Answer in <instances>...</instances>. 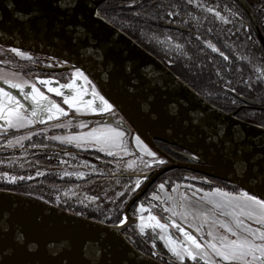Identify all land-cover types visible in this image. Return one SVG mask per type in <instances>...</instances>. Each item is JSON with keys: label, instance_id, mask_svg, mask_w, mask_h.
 <instances>
[{"label": "water", "instance_id": "obj_1", "mask_svg": "<svg viewBox=\"0 0 264 264\" xmlns=\"http://www.w3.org/2000/svg\"><path fill=\"white\" fill-rule=\"evenodd\" d=\"M104 1L94 0L98 5V12ZM31 5L32 0H0V18L5 21L0 24V45L66 61L70 68L87 69L86 74L98 89H102V94L109 93L118 101L117 111L127 123L124 120L119 121V124L118 120L115 123L121 127L130 125L150 148L169 162L156 171L144 189L130 200L125 209L127 224L131 222L129 210L132 204L159 175L174 168L224 180L245 191L250 190V194L264 197V185L257 179L247 178L246 168L239 162H233V157L224 154L217 143L220 137L227 134V137L243 145L240 152L245 158L252 154L254 148L256 159H259L260 150L264 147L263 126L239 119L234 114L223 112L210 104L100 12L99 20L93 16L77 23V17L70 18L79 33L77 39L84 41L83 45L70 47L64 35L53 28L46 31L28 30L25 25L13 22V6L17 11L26 14ZM84 24L93 30L96 39L92 38L91 32H87ZM257 32L264 45V37L258 28ZM114 58H118V64L114 65ZM114 68L120 73L140 77L151 85L156 95L148 103H154L155 111H149L143 94L137 99L127 95L123 80L117 88L115 78L110 75ZM131 91L133 90L129 88V92ZM10 92L21 103L26 100L16 89H10ZM242 100L251 105L257 104L246 98ZM168 101H172V104L167 105L171 118L161 119L158 113L164 111ZM28 103L30 104V100ZM177 113L180 114L179 117ZM188 117L194 118L195 124L204 129V132L198 134L194 128H190ZM106 121H112L111 117L108 116ZM156 140L184 149L189 153L191 162H179L171 158L156 145ZM0 216L11 218L28 233L29 240L38 241L39 247L47 246L52 251L74 247L81 252L85 264H106L112 258V244L117 242L114 239L117 232L119 256L124 259L125 264H164L138 250L129 237L123 234L125 226L114 229L113 225L73 214L43 200L0 190ZM93 251L96 255L90 261Z\"/></svg>", "mask_w": 264, "mask_h": 264}, {"label": "snow or ice", "instance_id": "obj_2", "mask_svg": "<svg viewBox=\"0 0 264 264\" xmlns=\"http://www.w3.org/2000/svg\"><path fill=\"white\" fill-rule=\"evenodd\" d=\"M188 2L191 3L192 0H188ZM97 7L98 5L94 3V0H32V5L26 14L17 11L13 6L15 17L13 22L25 25L28 30L46 31L53 28L64 35L70 47L78 44L83 45L84 41L77 39L79 33L76 24L70 18L77 17V23L93 16L99 20L100 13L96 10ZM208 11L211 12L212 9H208ZM168 15L172 16L173 13L169 12ZM215 15L228 23L220 12H215ZM4 22L3 18H0V24ZM83 27L87 32L92 33L93 39H96L95 33L87 24H84ZM84 40H87V35H85ZM208 47L213 52H219V49L211 43ZM11 52L25 60L33 59L31 55H27L18 48H12ZM220 55L225 60L229 59L223 52H220ZM113 63L114 65L118 64V58H114ZM52 66L48 65V67ZM87 71V69L74 67L70 83L59 84L51 79H40L37 83L55 96L63 97V104L67 105L69 109H75L78 114L108 116L116 114L119 106L118 101L109 93L102 94V89L97 88V85L86 74ZM110 75L115 78L117 88L120 86L119 82L123 80L124 92L133 99H137L143 94L149 111H155L154 103L148 102L154 100L156 92L148 82L140 77L120 73L115 68ZM81 80L87 87L77 86V81ZM0 82L6 84L10 89H16L31 102V108H25V105L16 95L0 87V122H2L0 128L20 129L35 122L45 123L60 120L62 116L68 115L60 103L50 99L45 92L41 91L37 83L16 81L2 73H0ZM129 88L133 91L129 92ZM63 89L69 91L65 93L62 91ZM85 97L89 98L85 99ZM170 104L172 101H168L164 111L158 113L161 119L171 118L167 111V105ZM179 115L177 113V117ZM187 123L198 134L204 132V129L195 124L194 118L188 117ZM61 126L67 127L68 125ZM80 127L84 128L87 125L81 124ZM217 135L219 136V133ZM125 136L126 132L120 127L105 125L104 127L93 128L81 135L56 136L52 139L59 140L61 143H75L76 147H80L82 144L99 145L98 151H103L108 156H115L116 153L113 149L126 151L123 146ZM26 138L20 137L16 141L10 140L9 145L18 144ZM129 138L134 139L140 153L151 158V161H142L145 168H153L165 163L147 147L140 135ZM217 143L224 154L233 157V162H239L242 167L246 168L245 175L247 178L257 179L261 185H264V147L260 150L259 159H256L257 153L254 148L252 154L245 158L240 152L243 145L227 137V134L220 137ZM133 154L129 153V155ZM82 176V173L78 174L77 178ZM147 178L148 173H142L137 179L135 188L140 187V179L146 180ZM20 179L23 180L25 177L21 176ZM10 182L14 183L15 178L13 177ZM159 187L163 189L165 186L160 184ZM175 191L174 188L173 192ZM201 191V189H196L192 194L193 197H196V193ZM153 198L159 199L156 196ZM170 199L172 206L164 208V211L171 213L172 217L178 216L188 221V227L192 228L193 231L186 230L175 219L171 220V224L161 222L155 215L148 216L147 219L151 223L147 226L159 230V239L166 241L165 246L168 251L182 264L186 260L192 261L193 264H264V197L250 194V190L232 193L216 188L211 192H204L195 200L186 195H178L177 197H170ZM148 211L149 209H146L143 204L140 205V213ZM140 219V231L144 233V217L141 216ZM127 221L128 217L124 216L113 225V228H123ZM170 227L175 228L183 236V241L178 240L170 233ZM118 236L119 233L117 232L114 237L117 242L112 244V249H114L112 258L106 264H125L124 259L119 256ZM37 245L38 241L29 240L28 233L11 218L0 216V264H85L81 252L74 247L52 251L47 246L39 247ZM95 255L96 253L93 251L89 260H93ZM100 264H104V262H100Z\"/></svg>", "mask_w": 264, "mask_h": 264}, {"label": "rangeland", "instance_id": "obj_3", "mask_svg": "<svg viewBox=\"0 0 264 264\" xmlns=\"http://www.w3.org/2000/svg\"><path fill=\"white\" fill-rule=\"evenodd\" d=\"M143 0H126L129 5H132L130 8H136L135 4L140 3ZM186 1V0H184ZM181 2V1H180ZM189 3L188 1H186ZM107 3V4H106ZM112 3L110 0H105L101 5H109ZM191 4L193 6L197 5V9L194 15H190L191 19L200 20L206 14L205 12H210L208 9H212L211 13H215L216 7L214 5L209 4V1L205 0H192ZM229 4V2H228ZM232 4V3H230ZM100 5V6H101ZM201 9H200V8ZM183 8V7H182ZM181 8V10H182ZM233 8V7H232ZM200 10V11H199ZM183 11V10H182ZM140 12V11H139ZM231 12L234 13V10L231 9ZM175 14L167 18H173ZM208 15V14H207ZM212 16V15H211ZM189 17V16H188ZM167 25L174 26L170 20L166 21ZM167 32V38L171 43H176L177 39L176 32H179L176 28H164ZM142 40V39H141ZM143 41V40H142ZM179 42V41H177ZM181 51H174L172 53L174 57H178L179 59H183L185 64V68L189 70L192 74H201L208 70L209 68L205 66L203 63L201 65L200 71L196 68L195 65V58L192 56V52L188 49H185V46ZM12 48H8L5 46L0 45V73L8 76L9 78L13 79L19 75V73L25 77L22 79V76L19 77L18 81H27L28 83H37L40 79H51L53 81L58 82L59 84H65L71 82V76L73 73L74 68L63 66V63H60L58 60H53L52 58H48L43 55L33 54L28 51H23L27 55H31L33 57L32 60H25L19 56H16L14 53L11 52ZM152 50V49H151ZM201 48L199 49V51ZM202 51V50H201ZM160 53V52H158ZM161 54V53H160ZM58 65H57V64ZM48 65H53L52 67H48ZM65 65V64H64ZM177 65V63H176ZM200 65V64H199ZM41 66V67H37ZM43 67V68H42ZM26 75L23 74L24 71ZM70 70V71H68ZM19 73H16V72ZM70 72V79L63 80L61 74H65ZM177 72L188 80L190 84L199 92H201L209 101L212 103H216L220 105L223 109L225 107L228 109H223L226 112H231L232 110H236L237 106L239 107L241 104L232 96L233 104H227V102L223 99H226L225 96H219V94L212 93L211 90L207 86H201L195 82H193L183 71L179 69L177 66ZM223 81L226 83V78H223ZM222 80H217L219 83V89L222 92L229 94L225 89H223ZM37 86L41 88V91L45 92L46 95L49 96L50 99L56 102L59 101L61 107L68 112L67 116H62L60 120H52L47 121L45 123L35 122L31 125L23 127V129H7L6 127L0 128V134L5 135V138H0V190L11 191L4 188V185H13L14 187L18 186L17 183L19 182H28V184L23 185L26 186L28 189L39 190L42 191L41 196H37L38 199L40 197H46L54 201V204H57L60 207H63L73 214L81 215L84 217L94 218L95 220L100 222L109 223V221L118 215H115L117 207L123 208L125 203L135 194L137 190L135 185L137 183V179L140 176H135L134 174H138L139 172H153L159 165H156L153 168H145L143 166L142 161H151L150 157L144 156L140 153L139 149L135 145L134 139H130L129 137L137 135L135 131L130 127V125H118L115 123V117L111 119L112 121H106L108 115H96V114H86L81 115L75 112V109H69L67 105L63 104V97H57L55 94L50 93L47 91L46 88L39 85ZM54 86H56L54 84ZM77 86H85L83 81H77ZM0 87L5 88L6 91H10V88L7 87L6 84L0 82ZM90 90V89H89ZM243 90V89H242ZM65 93H67L68 89H63ZM244 93H249L254 98L260 100L261 105L259 107L263 108L261 110H253V109H238L239 113L237 114L240 118L244 121H250L255 123L259 121L257 118H251L249 113L252 111L257 113L264 114V100L258 96L256 93L249 92L247 90ZM89 97H85L88 99ZM223 100V101H222ZM25 105V108H31V102L28 103V99L22 102ZM30 115V112H29ZM118 119L122 118V121L125 119L120 115H117ZM123 121V122H124ZM127 123V121H125ZM262 122V121H261ZM2 123V122H0ZM264 123V122H262ZM85 124L87 127L81 128L80 125ZM260 126L264 127V124L255 123ZM61 125H68L67 127H63ZM105 125L111 127H120L121 130L126 132V136L124 137L123 146L126 151L120 149H113L116 153L115 156H108L103 151H98L99 145H91V144H82L80 149H83L84 152H89L86 158L76 157L74 153H68L66 148H70L71 146L76 147L75 143H61L59 140H55L54 144H45V146H40V144L35 142V138L38 134H44L46 132L54 131L53 134L56 136L66 137L69 135H81L83 133H87L91 131L93 128L97 127H104ZM36 126V127H35ZM21 130V131H17ZM10 132V133H9ZM11 133H16L11 136ZM45 136V135H44ZM20 137H27L26 139L20 141V143H14L9 145V141H16ZM145 143V142H144ZM146 144V143H145ZM162 145V143L160 142ZM147 145V144H146ZM147 147L152 151V149L147 145ZM154 152V150L152 151ZM129 153H134L133 155H129ZM47 154V155H46ZM46 157L47 159L53 158L51 160H43L41 156ZM105 158H112V161L102 162L103 166H105L107 171L96 164V162L101 161L103 157ZM157 156V154H156ZM158 159H163L161 156H157ZM100 159V160H98ZM186 162V161H182ZM167 163V162H166ZM164 163V165L166 164ZM111 165V166H110ZM131 165V167H129ZM57 169L56 178L61 181H47L46 177H49V172L54 171ZM175 169V168H174ZM119 173L123 177H111L107 173ZM83 174L81 178H77L78 174ZM133 174L134 176L129 177ZM198 175V174H197ZM23 176L25 179L21 180L20 177ZM52 176V175H51ZM15 178V182H10L12 178ZM31 177V178H29ZM183 177H191L200 180L198 185L191 184V186H187L190 184L188 182L187 185L184 184ZM205 177V176H204ZM214 180V179H213ZM205 181V182H204ZM140 182V181H139ZM195 182V181H194ZM207 182V183H206ZM211 184V186L207 184ZM213 183V184H212ZM160 184H164V188L161 189L159 187ZM203 184L205 186H203ZM220 182L211 181L209 178H203L200 176H196L195 173L191 171H182V170H171L165 172L162 176L158 178L155 182L154 186L148 191L147 195L152 193H157L160 196V201L162 202L163 209L166 207L172 206V200L170 197H177L180 196H188L190 199L195 200L197 197L202 196L204 192H211L216 188H220L222 191L238 193L242 190H239L233 185L234 187L220 185ZM3 188V189H2ZM176 189L173 192V189ZM196 189H201L202 191L196 193V197H193V193ZM17 193V192H15ZM19 194V193H18ZM22 195V194H21ZM156 196L154 194L149 200L148 203L144 204L148 206L151 204V200L153 197ZM31 198V197H30ZM36 199V198H35ZM143 200V199H142ZM142 200H138L137 208L143 204ZM113 205V206H112ZM151 209L148 211L147 216H143L144 220L143 223H146V219L149 215L157 216L161 222H166L171 224V220L175 219L178 223L181 224L186 230L191 231L188 227V221L181 219L180 217H172L171 215L168 216V212H162L165 217H160L156 213H151ZM138 217L140 215H137ZM140 218L137 225L140 229ZM186 222V223H184ZM147 226V224H145ZM148 227V226H147ZM151 228V227H148ZM152 233L154 231H159L158 229L149 230ZM193 231V229H192ZM170 233L176 237L178 240L183 241V236L175 229L170 227ZM161 235L163 233H160ZM196 234V233H193ZM159 236V235H158ZM152 237H149L151 240ZM199 238V236H198ZM164 245L166 241L161 240ZM167 248V247H166Z\"/></svg>", "mask_w": 264, "mask_h": 264}, {"label": "flooded vegetation", "instance_id": "obj_4", "mask_svg": "<svg viewBox=\"0 0 264 264\" xmlns=\"http://www.w3.org/2000/svg\"><path fill=\"white\" fill-rule=\"evenodd\" d=\"M120 1L126 2V0H120ZM179 1L184 3L183 8H182L183 11L181 9H178V7L168 8L165 12L166 16L168 17L169 12H171L175 15L173 18H167V19L165 18L164 27H166V28L178 27L177 30L179 32H177V33H179L181 36H183V35H185L187 37L193 36L197 40V48L198 49L201 48V50H202V51L200 50L201 53L209 56V58H210L209 60L211 63L212 70L214 72L215 79L223 81V78L224 79L226 78V80H227L226 83L224 81L222 82V85H224L223 89H225L229 93L230 96L234 97L239 102V104H241L239 107L237 106L236 110L231 109V112H226V111H228L229 108L226 109L225 107H223V109H226V111H224L220 107V105H218L216 103H212L211 101H209L207 99V97H205L201 92L196 90L190 84V82H188V80H186L185 78L180 76V74L177 72L176 63H174L171 59L167 58L163 54L156 53L154 51H150V50L146 49L145 47L140 45L137 42V40H135L133 37L128 35L126 32L122 31L120 28H118V27L117 28L120 29L125 34H127L128 36H130L131 38H133L140 46H142L144 49H146L148 52H150L152 55H154L157 59H159L162 63H164L174 74H176L186 84H188L191 88H193V90H195V92H197L206 101H208L210 104L217 107L218 109L222 110L223 112H226L229 114H234L237 118L242 119L237 115L239 113L238 109H241V110L242 109H253V110L263 109V108L259 107L261 105L260 100L254 98L249 93H244L245 90H242V86L239 85V83H235L233 76L239 75V74L246 75V73H248L247 67L249 65H252L251 67H253L257 70V73H258L260 79L262 81H264V45H263V43H262V41L258 35V32H257V28H258L264 37V0H242L247 6H244L240 0H205V1H209V4L214 5L216 7L215 12H220L221 16H223L224 19L228 21V23H225L224 20H222L220 17L216 16L215 13L213 14L211 12H205V11H204V13L206 15L203 16L202 19H200V20L191 19L190 15L195 14V11L197 9V5L193 6V4L187 3L186 1H188V0H186V1L179 0ZM228 2H229V4H228ZM230 3H232V4H230ZM231 9L234 10V13L231 12ZM253 19L256 21V24H255V21ZM168 20H170L175 25L174 26L167 25L166 21H168ZM209 43H211L213 46L218 48L219 52H213L211 50V48L208 47ZM220 52H223V54L228 56L229 59L225 60L223 58V56L220 55ZM31 53H33V52H31ZM258 53L260 55H263V57L262 56H261L262 58L258 57L257 56ZM35 54H38V53H35ZM39 55H42V54H39ZM43 56H46V55H43ZM46 57L52 58L53 60H58V59H55V58L50 57V56H46ZM58 61H60V60H58ZM60 63H62V61H60L59 64ZM64 64L65 63H63V66L67 67V64H65V65ZM200 65H202L201 62H200ZM37 67H41V66H37ZM25 71L26 70L19 71V72H23V74L26 75L24 73ZM68 71H70V70H68ZM68 71H67L66 75L61 74L60 77H62L63 80L67 81L68 79H70V72H68ZM19 72L17 71L16 73H19ZM18 76L20 77L22 75L19 73ZM23 78H25V77L22 76V79ZM239 82H240V80H239ZM242 97L249 99L251 101H254L257 104L256 105L248 104L242 100L243 99ZM56 102L59 103V101H57V100H56ZM117 115L120 116V113L118 111L116 114L111 115V117H112V119L115 117V122L118 120L117 122L119 124V121L122 122V118L118 119ZM247 122H250V121H247ZM250 123H252V122H250ZM253 124H255V123H253ZM22 129L23 128H21V130ZM21 130H17V131H21ZM53 133H54V131L46 132L44 134H42V133L38 134L37 137L35 138V142L40 144V146H45V144H48V145L54 144L53 142H55V139H52V137H56V134H53ZM14 134H16V133H11V136H13ZM0 138L4 139L5 135L0 134ZM160 142L162 143V145L160 144ZM155 143L165 154H167L171 158H173L179 162H182V161H186V162L190 161L191 162L190 158L188 157L189 153L187 151H185L184 149L177 147V146H174V145L164 143L162 141H158V140H156ZM66 150L68 153H74L76 155V157L79 156L82 158H86L89 154V152H84V151H82L83 149H80V148H77L74 146H71L70 148H66ZM152 151H153V149H152ZM154 152L157 154V156H161L162 158H164L165 163L167 162L166 164L169 163L168 160L164 156L157 153L155 150H154ZM43 156L44 155L41 156V159L45 160L46 157H43ZM52 158H53V156H52ZM52 158H49V160H51ZM98 160H100V159H98ZM112 160H114V159L105 158V156H104L103 159H101V161L96 162V164L100 165L104 169V171H107L105 166L102 165L103 164L102 162H105V164L107 165L106 161H112ZM165 165L162 164V165H159V167L156 166L157 169H155L153 172H147L146 171V173H148V178L146 180L140 179V187L135 191V194L129 198L127 203H125L124 207L122 208V213H121L120 218L126 216L125 215V209H126V206L128 205V203L130 202V200L135 195L140 193L142 191V189H144L145 185L148 183V181L150 180L152 175ZM171 170L186 171V169L175 168V169H169L165 172H168ZM188 171H191V170H188ZM191 172L195 173L196 176H200V177H203L206 179L209 178L213 182H215V180H216L217 182H220L224 186L234 187L233 184L226 182L224 180L216 179V178H213V177L201 174V173H197L194 171H191ZM56 173H57V169H55L52 172H49L48 174H50L56 178ZM142 173H144V172L141 171L138 174H134V175L140 176ZM107 174L111 177H123L119 173L115 174V173L109 172ZM163 174L159 175L153 181V183L145 190V192L132 204V206L130 207V210H129V213L131 216V222H130V224H127L128 223V221H127V223L124 225L125 229L123 231V234L125 236L129 237V239L133 243V245L138 250H140L142 253H144L145 255H147V256H149V257H151V258H153L159 262H162L164 264H182L181 261H179L176 257H173L171 255V253L168 251V249L166 248L164 243L161 241V239H159V236H158L159 231H154L152 233L151 231H149V230H151V228H148L147 226H145V232L141 233L139 226L137 225V223L139 222V218L141 216H144V215L147 216L149 212L140 213L139 208H137V205H135V203L137 204L138 200L140 201L143 199L142 202L144 205L145 203L149 202L148 199H150L154 194H156V197H159V199L153 198L151 200V204L148 206H145V208L149 209V210L151 209V211H150L151 213H156L160 217L161 216L165 217L162 213V212H165L163 207H162V202H159L161 200L160 196L157 193H152L150 195H147L150 188L152 186H154L155 182ZM128 175H130L129 177L134 176L133 174H128ZM183 179L186 180V181H183L185 185H187L188 182H190V184H188L187 186H191V184L198 185V183L200 181L198 179L191 178V177H183ZM57 181H61V180H59V178H58ZM61 182H65V181H61ZM207 185L211 186V184H209V183ZM203 186H205V185L203 184ZM237 189L245 191L241 188H237ZM41 195L42 194H39L38 196H41ZM24 196H27V195H24ZM27 197H30V196H27ZM31 198H33V197H31ZM36 199H38V198H36ZM39 200H43L49 204H52L54 206H57L61 209L68 211L67 209H65L63 207H60L57 204H54L53 200L48 199L46 197H40ZM137 215H140V216L138 217ZM170 215H171V213L168 212V216H170ZM87 218H90V217H87ZM90 219L95 220L94 218H90ZM118 222H119V220L115 223L114 222H112V223L107 222L106 224L114 225ZM103 223H105V222H103ZM190 230L192 231V229H190ZM149 237H152L151 240H149ZM153 245H155V248H153ZM153 253H156V255H153ZM183 264H193V262L190 260H186L183 262Z\"/></svg>", "mask_w": 264, "mask_h": 264}, {"label": "trees", "instance_id": "obj_5", "mask_svg": "<svg viewBox=\"0 0 264 264\" xmlns=\"http://www.w3.org/2000/svg\"><path fill=\"white\" fill-rule=\"evenodd\" d=\"M110 1L112 3H110L109 5L103 4L99 7V12L104 17H106L108 21H110L116 27L120 28L122 31L126 32L131 37H133L135 40H137L140 45H142L146 49L154 51L156 53L160 52L167 58L171 59L174 63H177L179 69L183 71L193 82L201 86H207L212 93L219 94V96H225L226 99L223 100H225L227 104H233V98H231L229 94L220 91L219 83L215 79L214 72L211 67V63L209 60L210 58L209 56L204 55L203 53H201V51H199V49L197 48V40L193 36H181L177 32L176 36L178 37L176 38H178L177 41L179 42L176 41V43H171L167 38V31L164 29L166 28L164 27L166 18L165 12L168 8L171 7H178V9H181L184 3L180 2L179 0H143L140 3L135 4V6H137L136 8H130L132 5H129L128 2L120 0ZM181 44L185 46L186 50L188 49L190 52H192V56H194L195 58L196 68L199 71L202 68L201 65H199L200 62L207 66L209 69L199 75L192 74L189 70H187L185 68L183 59L174 57L172 53V50L181 51L183 49L184 51V48L183 46H181ZM257 56L263 57V55H260L259 53L257 54ZM251 66L252 65H249L247 67L248 71H246L248 73H246V75H234L233 79L235 83H239V85L242 86L243 90L256 93L264 100V81L260 79L257 70ZM249 115L251 116V118L253 117L259 119V121L255 123L264 124L262 123L264 122L263 113L259 114L257 112L252 111L251 113H249ZM46 180L55 181L56 178L54 176L49 175V177H46ZM17 184L18 186L16 187H14L13 185H4V188L8 190H13L14 192L20 193L22 195H27L33 198H38L37 196L39 194H42V191L40 192L39 190H33L32 192L31 189H28L26 186H23L28 184V182L23 181ZM115 213H118V215L115 214L116 217L111 219L109 223H115L120 219L122 208L117 207Z\"/></svg>", "mask_w": 264, "mask_h": 264}, {"label": "bare ground", "instance_id": "obj_6", "mask_svg": "<svg viewBox=\"0 0 264 264\" xmlns=\"http://www.w3.org/2000/svg\"><path fill=\"white\" fill-rule=\"evenodd\" d=\"M63 63H65V64H67V62H63ZM145 221V220H144ZM140 222H141V220H140ZM151 222L148 220V219H146V223H144V224H147V225H149Z\"/></svg>", "mask_w": 264, "mask_h": 264}, {"label": "crops", "instance_id": "obj_7", "mask_svg": "<svg viewBox=\"0 0 264 264\" xmlns=\"http://www.w3.org/2000/svg\"><path fill=\"white\" fill-rule=\"evenodd\" d=\"M13 80H16V81H18V80H19V76H17V77H15V78H13ZM184 223H186V222H184Z\"/></svg>", "mask_w": 264, "mask_h": 264}]
</instances>
